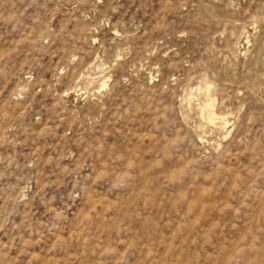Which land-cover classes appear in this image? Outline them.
Segmentation results:
<instances>
[{"label": "rangeland", "instance_id": "rangeland-1", "mask_svg": "<svg viewBox=\"0 0 264 264\" xmlns=\"http://www.w3.org/2000/svg\"><path fill=\"white\" fill-rule=\"evenodd\" d=\"M0 264H264V0H0Z\"/></svg>", "mask_w": 264, "mask_h": 264}]
</instances>
